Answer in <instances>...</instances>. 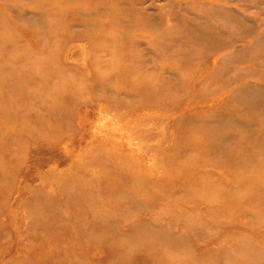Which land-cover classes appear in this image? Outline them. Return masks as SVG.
I'll list each match as a JSON object with an SVG mask.
<instances>
[{"label":"rangeland","instance_id":"rangeland-1","mask_svg":"<svg viewBox=\"0 0 264 264\" xmlns=\"http://www.w3.org/2000/svg\"><path fill=\"white\" fill-rule=\"evenodd\" d=\"M61 2L64 9L79 8L78 19L87 9L104 15L68 18L75 20L73 30L89 40L72 43L68 65L75 76L65 74L62 82L47 66L50 60L61 65L49 43L69 29L66 17L55 18L48 10L57 4L0 0V264H37L20 247L25 239L34 241L36 219L45 213L37 201L56 208L61 220L77 223H61L58 231L94 223L98 206L107 233L114 225L126 229L124 216L118 215H129L128 228L154 247L140 246L136 253L154 250L162 264H243L239 260L251 258L247 251L253 250L255 263L264 264L256 253L264 251V224L248 213L256 215L264 207L254 196L264 193V170L257 177L252 159L244 161L249 154L264 157V0H106L108 8L116 3L113 9L102 8L98 0ZM123 14L150 23L143 28L140 20L134 25ZM192 27L206 39L178 51L175 33H193ZM10 44L18 58L42 54L23 69L44 65L50 77L36 74L27 85L18 81ZM146 84L163 95L132 105L131 88ZM22 88L30 95L23 97ZM241 93L245 103L228 99ZM117 98V111L97 114L105 108L101 103ZM41 101L61 105L44 116L29 111L30 103ZM7 106L18 111L4 123ZM128 109H134L130 117L123 114ZM138 115L143 120L127 135ZM184 173L187 179L175 183L172 196L165 191L168 200L152 202L164 189L150 177L166 185ZM138 178L145 179L139 183ZM204 186L210 189L200 191ZM178 189L184 197L176 195ZM122 190L133 198L118 197ZM226 195L229 201L221 202ZM100 236L91 233L90 239Z\"/></svg>","mask_w":264,"mask_h":264},{"label":"bare ground","instance_id":"bare-ground-1","mask_svg":"<svg viewBox=\"0 0 264 264\" xmlns=\"http://www.w3.org/2000/svg\"><path fill=\"white\" fill-rule=\"evenodd\" d=\"M50 1H54V3H56L58 6V8H56L55 10L52 9V5H49V9L50 10V14L54 15L55 18H58L57 16H61V17H66V19L68 18H72V19H78L79 18V8H77L76 6L72 9H64L67 8L63 2L64 0H50ZM72 0H68V2H71ZM77 1V0H74ZM98 4L101 5L102 8L105 9H113L116 6V3H114L110 8L109 5H107L106 0H98ZM65 2V3H68ZM135 5L137 4L134 3ZM48 5V4H47ZM134 5V6H135ZM99 8V7H98ZM99 10V9H98ZM92 13H95L97 18L102 19L104 15H101L97 10H95V12H91L90 9L84 10V12H81L80 15V19L82 18V16L84 15V19L86 20V17L91 15ZM124 13L126 14H130L129 11H124ZM106 14V13H105ZM126 14H123L121 18H124V16H128ZM107 16V14L105 15ZM106 18V17H105ZM130 18L133 20L134 25L135 22L140 20L141 21V27H145L147 23H150V20L148 18H144V17H131ZM130 18H124V20H130ZM78 19V20H80ZM68 24L66 25L69 29L65 28L64 32L59 33V34H55L53 35L56 39V42L54 43H49L50 46H52L53 49V53L55 54V57H57L58 61L61 62V65L58 64H54L52 62V60H50L47 63V66L51 67L50 69L52 70V72H56L58 74V76L61 79V82L64 80V78L66 77L65 74H70L72 73L73 75V70L75 69L74 66L68 65V62L71 59V54L73 52V49H75V45H72V43H77V41L79 42H83L80 39H86L89 40L87 37L89 36L88 34L85 35V33L82 32H76L73 30V27L75 26V20H70L68 19ZM120 22V20H119ZM131 21L122 23L124 24V26H127L128 23H130ZM61 26V25H59ZM194 30L193 33H185L183 32L182 34H176L178 40H180V43L177 44L176 46L178 47V51L181 50L182 48H186L187 43L190 42H194V41H202L206 39V35L203 32H199L196 31L194 27H192ZM120 36V35H119ZM107 38V37H106ZM108 39V38H107ZM16 43V41H13L12 44ZM10 44V46L12 45ZM66 47V48H65ZM63 48L65 53L63 55ZM172 49V48H171ZM15 50L16 49L15 46L12 45L11 47V58L15 60L16 65L13 71V75L14 77L18 80V81H22L24 82V84H30L34 81L35 75H42V76H46V77H50L51 73L48 74L45 72V69L47 66H41L38 67L36 70H31L30 68H26L23 69L26 66V62H33L39 58H43L42 54L40 53H32L29 52L28 55L26 54L23 58H18L16 56ZM194 54V53H193ZM35 55V56H34ZM78 56V55H77ZM17 57V58H16ZM191 57H194L193 55H191ZM146 64L145 61H141L138 62V65L141 67H144ZM95 66H97V63H94ZM77 69V68H76ZM118 72V71H117ZM119 73V72H118ZM75 76V75H73ZM79 76V75H78ZM66 81V80H64ZM7 82L11 83L9 80H7ZM1 86L6 87L5 83H3ZM27 87V86H26ZM137 90L139 91V93L137 92ZM22 95L23 97H26L27 95H30V90H27V88H22ZM108 92L111 93V90H107ZM5 92L7 93V96H13V94L11 95L10 92L8 91V89H5ZM56 93V92H53ZM131 95L130 97L128 96V98H132L131 100H133L132 105L139 107L141 102H147L149 101L151 98H155L157 97V100H159V96L160 94L163 95V92L157 88L154 87L152 85L146 84L143 85V88L140 90L138 87H134L131 88ZM134 93L136 94V98L133 99V95ZM112 94V93H111ZM60 95V93L58 94ZM157 95V96H156ZM52 96L54 97V95L52 94ZM55 98V97H54ZM121 98H117L116 102H112V101H108L106 103H101L103 104V106L105 108L100 109L99 113L97 114H101L102 112H113V111H117L118 106L117 104L120 102ZM228 99H230L231 101L233 100V102H240V104L245 103L247 101L245 95L241 94H237L236 96H231L228 97ZM55 100V99H53ZM236 100V101H235ZM87 103H89V105H92L90 102L91 100H86ZM131 102V101H130ZM175 103V102H174ZM177 103V101H176ZM175 103V104H176ZM100 104V101L98 102L97 105ZM61 103H53L50 106H45V104L41 101L40 105H35L33 103H30L28 105L29 111H36V115L38 116H44L45 114H47V109L51 108V109H56V108H60ZM100 106V105H99ZM130 109H131V105H129ZM145 106V105H143ZM126 109V108H125ZM124 110V116H131L130 112H134L132 110ZM18 109L15 107H11V106H7L5 109V113H4V117H5V122H7V116L8 115H13V114H17ZM29 113H27V111L25 112V114L22 116V122L26 123L28 121V115ZM135 115V113H134ZM109 116V115H108ZM123 116V117H124ZM100 119V118H99ZM142 117L141 116H136L135 119L133 121L136 122V125H131L130 128L127 129V135H132L134 132H132L133 128L135 126H139V122H141ZM98 129H101V126L98 127ZM110 133H107V135ZM126 135V136H127ZM83 137V136H81ZM212 141L215 145V140L212 138ZM196 147L197 148H203L204 147L202 145H198L196 143ZM245 158H249L252 159L250 161V166L256 167L259 169V172H256V176L260 177L263 174L261 173V170H264V162L262 161V159H264V157L262 158H258L253 156L252 154L244 156V161ZM177 164L174 162V165ZM173 165V164H171ZM179 165V164H177ZM206 169V167H204ZM261 169V170H260ZM188 177L187 173L181 174V178L180 177H176V179H171V182L169 180V182H166V185L163 183L162 180L159 179H155L153 177H150V181H155V184H163V195L161 196H156V198L152 201V202H159V201H164V200H168V197L164 196L165 191H166V195L167 196H172V194H174V190L176 189L175 183L178 181H180L181 179L186 180ZM121 178V177H120ZM145 178L143 179H139V183L141 181H143ZM147 179V178H146ZM251 181H253V178H250ZM97 183L95 185H99L100 182H94ZM132 187H134L133 185H131ZM192 186V185H191ZM264 186V185H263ZM135 188V187H134ZM207 189H210L209 187L206 188V186L204 187H200L199 190L200 191H206ZM181 195L182 197H184L182 190H177L176 191V195ZM261 195H254L256 196V198L258 200H261L264 203V193H261ZM128 196L129 198H131L132 196L129 194V192L127 191H120V195H118V197L121 196ZM218 196V195H217ZM225 196V195H224ZM133 198V197H132ZM230 200H235V201H240L241 199H235L232 197ZM226 199V202L229 201L226 197H223V201ZM38 205V210H45V213L41 214L40 218L36 219V223H35V232L31 235V237L34 239V241H29L28 239L25 241H21L20 243V247L21 250H29L28 253H30V258L35 261L37 264H162L159 262V254L154 251L151 250L149 252H147V254H140V253H136V248L140 247V246H148L154 249V247L151 245V243L148 242V237L145 238V240L141 241L143 236L139 235V236H135L134 232L132 231V229L128 228V224H129V215L125 214L122 215L119 212V219L121 218V216H124L125 220H121L122 222H124V225L126 227V229H123L120 225H118L117 227L114 225V229L111 230V232H106L103 231V226L100 223V219L103 220L105 218V216L103 215L102 210H100V206H98V209L93 211L92 217H94V223L92 222V224H90V222H86V224H81L79 225L83 230H87L88 232L97 234V235H101L100 239H96V237H92L90 239V235L88 237H84L83 235H80L79 233L82 232V229L79 231H75L73 228L75 227H70L69 229H67V231L65 230H60L58 231L60 228L59 225L62 223L64 226H70L71 224L73 225H77V223H71V221L67 220V219H62L60 217H58L56 214V208L47 205L46 203H41L40 201L35 202ZM72 204V203H71ZM119 203H117L116 208L117 212L118 210H120V208H122L121 206H118ZM69 205L65 204V206L67 207V209H69ZM73 205V204H72ZM71 205V206H72ZM86 206V205H85ZM60 207V206H59ZM62 208V207H60ZM228 213H232L233 209H228ZM251 212L253 214L254 217H256V219H258L260 221L261 224H264V207L262 208L261 211H256L257 214L255 215L252 211H248V213ZM53 217H56L57 220L52 219ZM106 218L108 219V216H106ZM74 230V231H71ZM64 231V232H63ZM29 238V236H28ZM246 242V241H245ZM244 242V245H246ZM248 243H250V241H247ZM246 242V243H247ZM153 244V243H152ZM238 244V248H239ZM32 247H36L37 249H34ZM169 248V247H168ZM223 248H220V252L222 253L224 251L221 250ZM215 253V252H214ZM253 253H255V250H253ZM252 252L249 253L247 251V256L250 255L251 258H244L243 260L245 261H241L239 260V262H242L243 264H256L255 261L256 259V255L253 254ZM257 254L260 255V259L264 260V251H257ZM228 254V252H227ZM246 251L244 249H241V253L240 255H245ZM206 259V258H205ZM198 261H203L202 258H197ZM247 261V262H246Z\"/></svg>","mask_w":264,"mask_h":264}]
</instances>
